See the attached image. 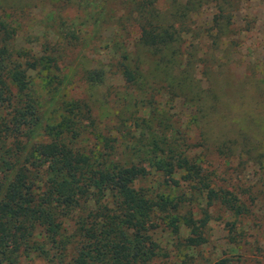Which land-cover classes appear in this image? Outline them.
I'll return each instance as SVG.
<instances>
[{"label":"trees","instance_id":"obj_1","mask_svg":"<svg viewBox=\"0 0 264 264\" xmlns=\"http://www.w3.org/2000/svg\"><path fill=\"white\" fill-rule=\"evenodd\" d=\"M67 1L85 8L83 21L67 24L64 17L51 15L52 25L57 23L59 28L55 36L42 31L27 40L18 35L25 8L16 0H0V264H19L22 253H36L57 264H159L158 213L181 220L188 230L185 244L192 248L207 242L211 208L228 212L235 220L248 216L253 198L237 184L223 186L206 173L204 154H193L188 144L194 140L191 134L181 135L179 127L166 119L155 128L154 110L145 105L151 119L131 115L124 120L117 131L128 139L120 148L116 136L100 133V120L89 103L68 96L65 88L71 79L67 81L63 65L66 52L75 49L88 27L98 32L106 10L105 0L102 5L96 0ZM126 1L127 16L138 33L135 44L169 74L182 53L179 23L166 22L170 15L162 16L158 0ZM241 1L216 0L214 20L220 31L227 24L220 17H227ZM107 40L106 57L113 74L124 86L140 88L142 76L130 45L117 29ZM181 72L168 75L178 93L184 91ZM108 73L103 67L89 69L83 71V79L100 85ZM37 79L49 86L44 97L37 90ZM143 127L146 131L136 138ZM220 138L211 150L228 164L235 159L243 165L252 155L243 140ZM90 139L96 144L83 142ZM151 172L181 190L163 196L136 186ZM189 186L193 191L184 189ZM197 199L205 202L199 211L192 207ZM226 225L229 243L236 244L237 222ZM230 263L224 256L201 264Z\"/></svg>","mask_w":264,"mask_h":264},{"label":"rangeland","instance_id":"obj_2","mask_svg":"<svg viewBox=\"0 0 264 264\" xmlns=\"http://www.w3.org/2000/svg\"><path fill=\"white\" fill-rule=\"evenodd\" d=\"M16 1L25 8L21 16L23 29L19 30L18 35L27 40L42 31L51 37L55 36L53 33L59 31V28L57 23V27L52 25L51 15L55 19L62 16L67 24H71L83 21L86 14L85 8L79 7L75 1ZM96 1L93 3L102 5V0ZM157 4L163 11L162 16L168 19L169 13L170 17L166 22L179 23L181 28L182 53L175 67L172 63L169 64L173 66L169 74L157 66L155 58L144 48L135 44L138 33L132 17L127 16V1L105 0L106 14L103 15L104 20L98 32L96 28L88 27L82 31L81 40L79 39L75 49L66 52L63 65L66 66L67 81L71 79L65 88L66 93L89 103L95 119L100 120L99 128L103 131L100 133L116 136L117 142L122 146L120 148L124 147L128 139L117 131L120 124L127 118L129 120L131 115L139 120L151 119L148 109L144 110L149 107L154 110L152 125L155 128H158L157 122L166 119L179 127L181 135L191 134L194 140H188V144L194 150L192 153L204 154L208 162L205 163L206 173H211L218 184L227 187L237 184L241 192L253 198L250 214L236 220L228 212L211 208V219L205 231L207 242L199 248L185 244L184 238L188 235V230L180 219H173V216L162 218V214L158 213L155 219L158 226L155 238L161 249L159 264H201L207 258L213 260L224 256L231 260L230 264L262 263L264 0H242L227 13V17H220L224 25L227 21L226 27L221 31L214 20L218 13L216 0H158ZM116 29L130 45L132 56L139 65L142 76L140 88L124 86L117 75L113 74L114 68L108 66L109 59L106 55L110 48L107 37ZM100 67L109 70L103 84L93 85L83 79V71ZM180 71H183L180 78L184 91L178 93L172 88L168 75L178 76ZM205 88L210 95L205 92ZM37 90L44 97L49 86L37 79ZM208 102L211 104L209 107ZM165 123L168 124L167 121ZM144 131V127L139 128L135 137ZM35 136L40 137L38 134ZM220 137L243 140L252 148V155L246 157L243 165H238L235 159L228 164L227 160L211 150V144L222 140ZM83 142L96 144L91 139ZM136 186L149 188L152 194L163 196H173L181 190L171 187L164 176L154 172L139 179ZM190 187L184 189L193 191ZM204 206L205 202L197 199L192 207L199 211ZM227 222H237L236 244L229 243ZM35 234L41 237L39 230ZM19 264H57V261L48 262L36 253H22Z\"/></svg>","mask_w":264,"mask_h":264}]
</instances>
